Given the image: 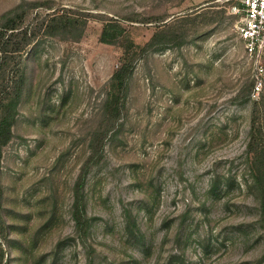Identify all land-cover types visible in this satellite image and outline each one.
I'll list each match as a JSON object with an SVG mask.
<instances>
[{"label": "rangeland", "instance_id": "obj_1", "mask_svg": "<svg viewBox=\"0 0 264 264\" xmlns=\"http://www.w3.org/2000/svg\"><path fill=\"white\" fill-rule=\"evenodd\" d=\"M29 1L0 0V14L25 9L20 49L0 58V99L24 73L0 156V264H264V136L248 144L264 96L251 95L237 0ZM52 12L79 34L46 32ZM124 55L134 66L110 121ZM91 138H104L92 158Z\"/></svg>", "mask_w": 264, "mask_h": 264}, {"label": "trees", "instance_id": "obj_2", "mask_svg": "<svg viewBox=\"0 0 264 264\" xmlns=\"http://www.w3.org/2000/svg\"><path fill=\"white\" fill-rule=\"evenodd\" d=\"M30 6H34L36 3L34 0L28 2ZM23 3H19L13 8L6 10L0 14V58L2 61H5L11 54V51H17L20 49L19 44H14L13 36L14 29L19 24V21L25 15V9L21 8ZM21 8V9H20ZM53 14L49 18V20L45 23L44 30L49 33H61L65 36H69L72 31H76V34H79L81 28H77L76 19L70 16H64L62 14H58L56 12H52ZM55 22V23H53ZM109 26H113L115 29H119L118 25L113 24H104L101 34L100 40L104 42H112L115 38H111L109 36ZM78 29V30H77ZM9 33H7V31ZM75 33V32H73ZM71 34V35H76ZM157 33L153 34L151 40L146 41L143 46H140L141 49H145L151 47L154 43V38ZM115 37V36H114ZM13 45V46H11ZM0 62V66L3 67L4 62ZM133 62L132 59L128 56L124 55L121 63L117 65L115 70L111 75V82L114 88L113 95L106 99L104 102V116L107 120L116 121L120 115L122 108L124 107L125 98L127 94L128 88V79L133 70ZM24 73L19 68L17 76L14 80V83L10 87L8 91L4 93V95L0 99V156L2 152V147L6 144V142L10 139L12 131L11 126L13 124L15 118V108L17 105L18 97L20 95L21 86L23 82ZM251 90L253 86V79L251 82ZM250 90V91H251ZM263 97V96H262ZM261 97V98H262ZM252 119L249 131V148H254V142L258 140V138H262L264 125L260 122V119L255 116L256 110L252 111ZM104 144V138H91L89 145L92 147L93 151L90 155V158L93 157V154L97 155L102 150ZM84 183V173H80L78 180L76 181L75 186V196L74 201L72 203V214L73 217L78 224V226H83L89 224V220L85 216V205H84V197L81 189Z\"/></svg>", "mask_w": 264, "mask_h": 264}, {"label": "built area", "instance_id": "obj_3", "mask_svg": "<svg viewBox=\"0 0 264 264\" xmlns=\"http://www.w3.org/2000/svg\"><path fill=\"white\" fill-rule=\"evenodd\" d=\"M232 11L238 16L234 30L252 64V97L264 96V0H237Z\"/></svg>", "mask_w": 264, "mask_h": 264}]
</instances>
